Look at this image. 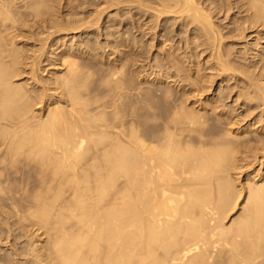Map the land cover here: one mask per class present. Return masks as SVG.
Masks as SVG:
<instances>
[{"label": "rangeland", "instance_id": "374dc122", "mask_svg": "<svg viewBox=\"0 0 264 264\" xmlns=\"http://www.w3.org/2000/svg\"><path fill=\"white\" fill-rule=\"evenodd\" d=\"M195 1L206 18L166 8L174 0H0V58L37 129L53 119L49 109L65 123L86 108L108 125L110 136L90 138L78 168L93 160L97 142L172 126L175 111L200 120L182 133L191 143H227L236 196L217 230L227 245L209 258L223 264L239 223L264 213V188L254 195L264 181V0ZM66 86L77 94L73 110ZM8 138L0 135V264H56L60 227L39 212L50 204L74 233L72 187ZM261 228L264 237V221Z\"/></svg>", "mask_w": 264, "mask_h": 264}, {"label": "bare ground", "instance_id": "6f19581e", "mask_svg": "<svg viewBox=\"0 0 264 264\" xmlns=\"http://www.w3.org/2000/svg\"><path fill=\"white\" fill-rule=\"evenodd\" d=\"M166 8L207 17L195 0H174ZM208 25L213 31L210 21ZM10 76L0 58V135L14 139V150L25 146L29 154L46 159L50 171L72 187L76 202L70 209L76 226L71 234L63 230L65 216H55L50 204L39 212L42 222L54 216L60 227L52 251L56 264H209L211 250L219 253L227 245L217 230L236 196L226 178L231 147L224 142L197 146L183 138L198 118L175 111L172 126L157 121L153 133L130 131L125 142H97L102 145L93 160L78 168L89 139L110 136L108 125L93 122L86 108L65 123L49 109L46 116L53 119L37 129ZM65 89L73 110L77 94L71 86ZM88 167L91 173L84 171ZM263 188L264 181L254 193L259 199ZM263 221L264 213L254 212L239 223L223 264H264Z\"/></svg>", "mask_w": 264, "mask_h": 264}]
</instances>
